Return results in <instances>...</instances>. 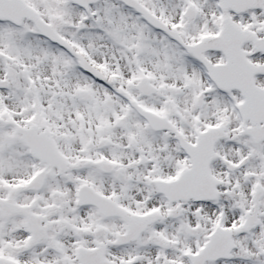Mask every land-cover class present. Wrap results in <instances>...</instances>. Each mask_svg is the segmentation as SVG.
<instances>
[{
  "label": "snow or ice",
  "instance_id": "obj_1",
  "mask_svg": "<svg viewBox=\"0 0 264 264\" xmlns=\"http://www.w3.org/2000/svg\"><path fill=\"white\" fill-rule=\"evenodd\" d=\"M0 264H264V0H0Z\"/></svg>",
  "mask_w": 264,
  "mask_h": 264
}]
</instances>
